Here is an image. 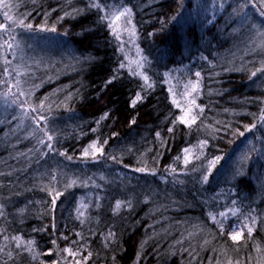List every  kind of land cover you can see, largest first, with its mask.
<instances>
[{"label":"trees","instance_id":"1","mask_svg":"<svg viewBox=\"0 0 264 264\" xmlns=\"http://www.w3.org/2000/svg\"><path fill=\"white\" fill-rule=\"evenodd\" d=\"M6 3L0 264H264V0Z\"/></svg>","mask_w":264,"mask_h":264},{"label":"snow or ice","instance_id":"2","mask_svg":"<svg viewBox=\"0 0 264 264\" xmlns=\"http://www.w3.org/2000/svg\"><path fill=\"white\" fill-rule=\"evenodd\" d=\"M91 6H92V7H96V8H100V5H99L98 3H92ZM9 7H10V5H9L8 3H6V0H0V8H9ZM4 16H5L6 19H8V20H10V21L13 19L12 16H10V15L8 14V12H5V13H4ZM130 17H131V9H129V8H124L122 11L112 12V13L106 15L105 17H102V19H107V20L109 21V23H108V27L112 30V32H113V34L116 36V38L119 39L120 33H119L118 29H119L120 25L118 24V22L121 21L122 18H124V22H125L126 24H131V19H130ZM17 23H18L20 26H22V27H26V28H29V29L32 27V25H30V24L25 25L24 22H23V20H19V21H17ZM0 29H3L4 31H7V29H6L3 25H0ZM124 30H125V31H128L129 29H127V28L125 27ZM131 35H132V36L135 35V30H134V28L131 29ZM5 46H6L8 49L13 48V44H12V43H9L7 40L4 41V44H3V45H0V47H5ZM4 62H5V64H9V63H11V62L8 61L6 58H5V61H4ZM120 67L123 68L124 65L121 64ZM137 67H138V68H142V67H143V62H138V63H137ZM5 71H7V69H5ZM133 74H138V73H135V72H134ZM18 75H19V73H18ZM166 75H167V74H166ZM253 75H255V73H253ZM196 76L199 77V76H200V73L197 72V73H196ZM114 78H115V77H114ZM114 78H113V79H114ZM143 78H144L145 82L147 83V81H148V77H147V76H144ZM109 83H111V81H109ZM148 86L151 87L150 84H149ZM189 86L191 87V91H192V92L197 91V87H198V85H197L196 83L190 81V82H189V85H185V89H186V91H185V93H184L185 96H187V95L190 94V93L187 91V89H188ZM170 91H171V90H170ZM21 94H23V93H21ZM140 99H141V97H140L139 94H138L137 97H136V100H133V102H132V103H133V106H134L135 103H136L138 100H140ZM173 103L176 104L177 107H179V104H178L175 100H173ZM191 104H192V105H195V99H193V100L191 101ZM33 111H35V109H33ZM190 112H191V109L189 108V109L186 111L185 116L179 117V120H180L182 123H185V124L195 123L196 116H191V119H190V120L186 118V117L190 114ZM169 131H171V129H169ZM242 134H243V133H241V135H242ZM48 139L51 140L52 137L49 136ZM49 147H51V145H49ZM90 147H91L92 149H94V151H96V152H102V148H96V145H95V144L91 145ZM187 152H189V150H188V149H185V153H187ZM88 154H89V153H88V149H85V150H84V155L87 156ZM69 158H70V157H69ZM218 160H219V157H217L216 160L212 162V165H214L216 162H218ZM141 170H142V169H141ZM207 179H208V177H207V176H204V180H207ZM59 195H61V193H56V196H57V197H58ZM52 202H53V204L55 203V198L53 199ZM117 207H119V204L117 205ZM233 214H235V212H233ZM220 215L223 216L224 213H221ZM213 219H214V218H213ZM253 224H255V220H253ZM221 226H222V225H221ZM244 228L247 229V235H248L249 238H251L254 229H253L252 227H249L248 225H244L243 228L238 229V230L234 229L232 232L229 233V238H230L232 241H234V242H236V241H240V240L243 238ZM13 239L19 240L18 237H14ZM65 239H67V237H65ZM52 243L55 244L56 241L53 240ZM17 247H20V244H19V243L17 244ZM257 250L259 251V247L257 248ZM62 251L68 253V255H70V256H75V255L77 254V253L74 252L71 248H64V249H62ZM8 255L11 256V253H9ZM33 258L35 259V257H33ZM77 264H79V262H77ZM229 264H232V262L229 261ZM236 264H239V262H236Z\"/></svg>","mask_w":264,"mask_h":264},{"label":"rangeland","instance_id":"3","mask_svg":"<svg viewBox=\"0 0 264 264\" xmlns=\"http://www.w3.org/2000/svg\"><path fill=\"white\" fill-rule=\"evenodd\" d=\"M118 24L120 25V27L122 28V30L124 31V33H125V35H126V38L128 39V38H129L128 31H125V30H124L125 27H126V23L123 22V20L121 19V21H119ZM126 28H127V27H126ZM127 29H128V28H127ZM41 53L43 54V56H45V55H44V52H41ZM31 250H32L31 248H27V247H25L24 249H22V250L19 251V252H20V253H25V254L29 255V254H31ZM5 254L8 256L9 251H6ZM11 255H12V253H11ZM12 256L15 257V258H17V255H15V254H13Z\"/></svg>","mask_w":264,"mask_h":264}]
</instances>
